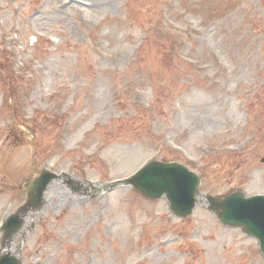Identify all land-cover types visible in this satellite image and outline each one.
I'll return each mask as SVG.
<instances>
[{
	"label": "rangeland",
	"instance_id": "rangeland-1",
	"mask_svg": "<svg viewBox=\"0 0 264 264\" xmlns=\"http://www.w3.org/2000/svg\"><path fill=\"white\" fill-rule=\"evenodd\" d=\"M156 160L264 195V0H0V224L68 175L9 240L24 264H264L204 202L102 192Z\"/></svg>",
	"mask_w": 264,
	"mask_h": 264
},
{
	"label": "water",
	"instance_id": "water-1",
	"mask_svg": "<svg viewBox=\"0 0 264 264\" xmlns=\"http://www.w3.org/2000/svg\"><path fill=\"white\" fill-rule=\"evenodd\" d=\"M50 175L37 180L28 190L31 198L41 205L43 192L49 184ZM134 188L153 199H160L164 195L170 201V209L177 217H190L199 195L200 181L191 172L180 165L162 164L156 162L128 181ZM211 210L214 211L223 224L230 226H244L248 231L262 239L264 245V199H244L239 194L220 200L208 198ZM18 218L10 220L6 226H19ZM19 228V227H18ZM259 232V233H258ZM0 264H21L10 255L3 256Z\"/></svg>",
	"mask_w": 264,
	"mask_h": 264
},
{
	"label": "bare ground",
	"instance_id": "bare-ground-1",
	"mask_svg": "<svg viewBox=\"0 0 264 264\" xmlns=\"http://www.w3.org/2000/svg\"><path fill=\"white\" fill-rule=\"evenodd\" d=\"M94 189H91V190H88V191H86L87 193H92V191H93ZM8 250H12V248L10 249V247L8 248ZM15 249L13 250V251H11L12 253H14L15 254Z\"/></svg>",
	"mask_w": 264,
	"mask_h": 264
}]
</instances>
